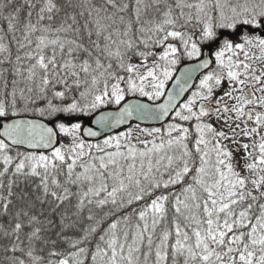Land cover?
Masks as SVG:
<instances>
[{"label": "snow or ice", "instance_id": "obj_1", "mask_svg": "<svg viewBox=\"0 0 264 264\" xmlns=\"http://www.w3.org/2000/svg\"><path fill=\"white\" fill-rule=\"evenodd\" d=\"M0 264H264V0H0Z\"/></svg>", "mask_w": 264, "mask_h": 264}, {"label": "water", "instance_id": "obj_2", "mask_svg": "<svg viewBox=\"0 0 264 264\" xmlns=\"http://www.w3.org/2000/svg\"><path fill=\"white\" fill-rule=\"evenodd\" d=\"M146 126H152L151 124H149V125H146ZM156 126H159V125H156Z\"/></svg>", "mask_w": 264, "mask_h": 264}]
</instances>
